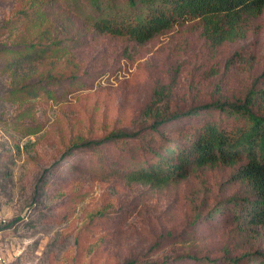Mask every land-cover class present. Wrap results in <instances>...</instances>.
I'll use <instances>...</instances> for the list:
<instances>
[{"label": "rangeland", "instance_id": "374dc122", "mask_svg": "<svg viewBox=\"0 0 264 264\" xmlns=\"http://www.w3.org/2000/svg\"><path fill=\"white\" fill-rule=\"evenodd\" d=\"M125 1L108 2L117 11ZM89 4L0 0L2 264H209L176 259L187 252L217 264L264 252V227L244 228L230 210L229 198L244 194L230 180L235 165L189 168L166 186L123 175L158 141L148 107L231 104L263 87L264 14L219 44L197 19L139 44L95 31ZM37 49L32 71L11 66ZM114 130L138 136L74 148Z\"/></svg>", "mask_w": 264, "mask_h": 264}, {"label": "trees", "instance_id": "16d2710c", "mask_svg": "<svg viewBox=\"0 0 264 264\" xmlns=\"http://www.w3.org/2000/svg\"><path fill=\"white\" fill-rule=\"evenodd\" d=\"M88 1L89 9L95 12L90 20L95 31L126 37L139 44L190 19L199 20L203 35L212 44H219L242 37L244 22L264 14V0H126L117 11L109 0ZM42 59L43 50L37 49L19 56L11 66L32 71ZM213 110L226 113L231 122L222 124L221 114L215 115ZM206 112L210 114H202ZM146 113L153 118L150 130L159 138L149 147L150 154L146 155L150 159L123 174L128 181L166 186L184 179L189 168L235 165L230 180L242 184L244 194L229 198L230 210L242 227H264V79L263 87L251 88L241 101L231 104L213 102L177 111L150 106ZM183 118L186 120L181 121ZM163 127L169 130L166 135ZM137 136L138 131L114 130L98 139L80 140L74 148ZM179 257L176 259L215 264V260L208 261L206 256L192 252ZM224 257L217 264H264L261 250L227 253Z\"/></svg>", "mask_w": 264, "mask_h": 264}, {"label": "built area", "instance_id": "2783aa9c", "mask_svg": "<svg viewBox=\"0 0 264 264\" xmlns=\"http://www.w3.org/2000/svg\"><path fill=\"white\" fill-rule=\"evenodd\" d=\"M1 226H2V220L0 219V264H2V255H1Z\"/></svg>", "mask_w": 264, "mask_h": 264}]
</instances>
